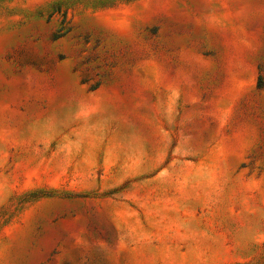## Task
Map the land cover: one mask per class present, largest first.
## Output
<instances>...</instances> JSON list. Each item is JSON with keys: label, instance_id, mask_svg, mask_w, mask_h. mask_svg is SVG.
Wrapping results in <instances>:
<instances>
[{"label": "rangeland", "instance_id": "374dc122", "mask_svg": "<svg viewBox=\"0 0 264 264\" xmlns=\"http://www.w3.org/2000/svg\"><path fill=\"white\" fill-rule=\"evenodd\" d=\"M0 264H264V0H0Z\"/></svg>", "mask_w": 264, "mask_h": 264}, {"label": "trees", "instance_id": "16d2710c", "mask_svg": "<svg viewBox=\"0 0 264 264\" xmlns=\"http://www.w3.org/2000/svg\"><path fill=\"white\" fill-rule=\"evenodd\" d=\"M262 83V82H261ZM261 83L259 82V87H261L262 85H261Z\"/></svg>", "mask_w": 264, "mask_h": 264}]
</instances>
